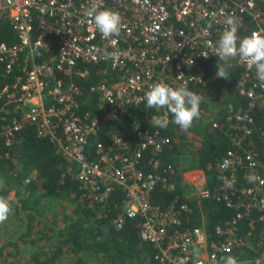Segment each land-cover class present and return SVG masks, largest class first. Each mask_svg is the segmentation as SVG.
I'll return each instance as SVG.
<instances>
[{
	"label": "built area",
	"instance_id": "2783aa9c",
	"mask_svg": "<svg viewBox=\"0 0 264 264\" xmlns=\"http://www.w3.org/2000/svg\"><path fill=\"white\" fill-rule=\"evenodd\" d=\"M93 8L120 15L119 35L102 37L87 15ZM226 15L235 18L238 36L247 20L253 26L250 34H264V11L257 0H0V19L8 22L17 37L12 45L0 43V68L8 74L23 63L24 73L11 88L2 89L6 104L20 113L3 131L6 144L12 131L23 126H32L40 137H50L64 160L77 167L82 198L90 209H103L114 192H123L121 212L112 224L119 229L126 219L140 217V239L153 247L158 264H217L218 255L246 246L238 237V221L252 211L264 218V161L252 140L253 119L239 113L226 118L234 149L215 166L223 179L212 197L235 210V217L216 226L212 239L203 226L179 231L180 215L187 206L174 201L162 210L152 205L149 194L166 186V179L157 168L147 174L138 169L144 150L158 153L168 145L158 131L134 129L133 143L113 136L109 147H96L95 161L87 159L88 139L99 120L89 113L77 114L81 92L74 77L87 75L77 65H101L110 76H117L90 87L104 111L103 120L111 122L127 108L146 104L145 92L153 84L191 91L200 83L203 65L221 63L214 46L225 28ZM50 48L55 51L53 61H34L37 53ZM205 53L207 57L202 56ZM236 60L242 68L236 83L239 96L250 108H264V87L259 86L255 68L239 57ZM154 110L168 123L166 108ZM211 123L212 128L218 127ZM256 129L264 148V128ZM248 175L256 179L249 182ZM182 177L191 198L199 201L210 196L202 170L190 169Z\"/></svg>",
	"mask_w": 264,
	"mask_h": 264
},
{
	"label": "trees",
	"instance_id": "16d2710c",
	"mask_svg": "<svg viewBox=\"0 0 264 264\" xmlns=\"http://www.w3.org/2000/svg\"><path fill=\"white\" fill-rule=\"evenodd\" d=\"M257 1L259 8L264 11V0ZM252 28L247 20L239 37L251 35ZM16 41L17 37L11 26L0 19V43L12 45ZM54 59L55 51L50 48L37 53L34 61L42 63ZM217 64L216 61H209L200 69L201 82L191 89L201 97L200 115L187 129H181L173 123L171 113L167 127L157 126L152 119L157 117V113L145 103L129 107L123 115L105 122L104 111L99 107L98 97L90 92V87L110 79L115 80L117 76H110L104 66L78 63L77 69L87 70V75L84 78L74 77L81 92L77 114L82 116L89 113L99 120L95 134L88 139L87 159L95 161L96 147H109L113 136L133 143L131 131L134 129L151 133L158 131L160 136L168 140V145L158 153L144 150L138 169L147 174L154 173L157 168L156 172L166 179L167 184L154 188L148 200L162 210L174 201L185 204L187 212L181 213L177 229L186 231L203 226L209 239L213 238L216 226H222L236 215L235 210L212 197L213 190L223 179L215 166L227 151L234 149L228 135L230 124L226 122L227 117L239 113L253 119L255 130L252 140L264 161L263 142L256 129L264 128V108H250L247 100L239 96L236 83L242 68L236 58L226 63L221 62L228 72V78L216 76ZM22 66L23 63L8 74L0 68V182L3 183L0 196L7 198L9 192L14 191L23 210L31 208L36 211V205L41 206L45 201L54 208L52 214L46 216L50 227L41 224L31 213L28 214L29 232L20 241L34 248L29 264H58L67 254L74 255L80 264L81 254L93 258L100 255L97 264H158L154 260L153 247L140 239V217L126 219L119 229L112 224V220L121 212L123 192H114L103 209L98 206L90 209L82 198L77 167L64 160L50 137H40L32 126H23L19 131H12L9 144H6L3 131L12 126L14 118L19 119L20 113L6 104L2 89L5 86L11 88L18 78L23 77ZM207 113L209 117L205 116ZM211 120L217 123V128H212ZM56 135L59 136L60 132H56ZM190 169L205 173V188L210 193L208 198L199 201L187 198V186L182 174ZM27 178L30 180L25 183ZM12 208V213L18 217L19 209L14 202ZM34 225L39 229L36 230L35 237L31 238ZM237 225L238 237L246 246L218 255L217 262L221 257L230 255L238 264H264V259H261L264 253V218H261L259 212L252 211L247 217L241 218ZM55 234H59L61 239L53 249L47 250L46 244ZM37 242H43V245ZM12 247L15 254L10 252V245L7 246V253L15 256L18 249L15 244Z\"/></svg>",
	"mask_w": 264,
	"mask_h": 264
},
{
	"label": "clouds",
	"instance_id": "9594fccd",
	"mask_svg": "<svg viewBox=\"0 0 264 264\" xmlns=\"http://www.w3.org/2000/svg\"><path fill=\"white\" fill-rule=\"evenodd\" d=\"M87 15L92 19L96 29L107 39L119 35L121 31V17L111 10L104 9L97 11L95 8L90 9ZM225 28L215 44V53L221 62H228L231 59L239 57L246 62L248 67L255 68L256 78L259 86L264 87V34L254 32L251 35L239 37L238 24L232 15H226L223 21ZM202 56L207 57L208 54ZM216 76L228 78V72L223 64H217ZM146 105L149 108L160 109L166 108L173 116V123L181 129L189 128L194 119L199 118L201 97L187 89L186 87H172L167 83L153 84L145 92ZM159 127H167V121L159 117L152 118ZM249 182L256 179L254 175L246 177ZM227 186H231L228 183ZM3 183L0 182V188ZM12 202L0 196V223H4L12 213ZM217 264H238L232 256L221 257Z\"/></svg>",
	"mask_w": 264,
	"mask_h": 264
},
{
	"label": "rangeland",
	"instance_id": "374dc122",
	"mask_svg": "<svg viewBox=\"0 0 264 264\" xmlns=\"http://www.w3.org/2000/svg\"><path fill=\"white\" fill-rule=\"evenodd\" d=\"M206 117H209V114L205 115ZM211 119V118H210ZM186 196L187 198H191L192 194L187 188L186 190ZM9 195H14L15 192L11 191L9 192ZM7 196V198H8ZM33 206V205H32ZM36 211L30 209H26L27 213L23 214V217L27 220V223H25L24 218L21 214L15 216L13 213L9 215V218L4 222L0 223V264H29V259L31 254L34 252V248H31L28 244H26L23 241H20L21 237L24 234H27L29 232V216L28 214L31 213L33 216L36 217V220L39 221L41 224L49 226L50 222L46 218V216L51 215L54 208L53 205H51L49 202H42L41 206L36 205ZM35 207V206H33ZM34 209V208H32ZM28 211H31L28 213ZM39 227H36L35 225L32 227L30 237L34 238L36 230H38ZM39 237V236H37ZM61 239L59 234H55L53 237H51L47 244L46 249L51 250L55 247L57 242ZM40 245H43V242H37ZM15 244L18 252L15 256L8 255V248L7 246L10 245V252L12 254H15L14 248L12 245ZM2 253V255H1ZM7 253V254H5ZM100 255L98 257L93 258L90 255L87 254H81L80 259L82 261V264H97L100 260ZM58 264H80L77 262L76 257L74 255L67 254L64 257L61 258L60 262Z\"/></svg>",
	"mask_w": 264,
	"mask_h": 264
},
{
	"label": "water",
	"instance_id": "95a60500",
	"mask_svg": "<svg viewBox=\"0 0 264 264\" xmlns=\"http://www.w3.org/2000/svg\"><path fill=\"white\" fill-rule=\"evenodd\" d=\"M7 199H9L10 201L14 202L17 205V207L19 209V214H21L22 217H23V214L24 213H27V210H23L22 209V205L16 200V198L14 197V195H9ZM29 212H31V211H28V213ZM24 221H25V223H27V220L25 218H24Z\"/></svg>",
	"mask_w": 264,
	"mask_h": 264
}]
</instances>
